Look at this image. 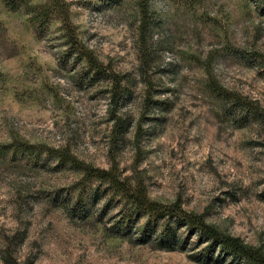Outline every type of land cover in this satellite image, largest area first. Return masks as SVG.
<instances>
[{
    "label": "rangeland",
    "instance_id": "374dc122",
    "mask_svg": "<svg viewBox=\"0 0 264 264\" xmlns=\"http://www.w3.org/2000/svg\"><path fill=\"white\" fill-rule=\"evenodd\" d=\"M67 2L106 73L59 20L40 29L0 0V264H201L196 236L187 251L135 242L118 224L126 202L62 149L264 253V0ZM208 73L261 108L246 117Z\"/></svg>",
    "mask_w": 264,
    "mask_h": 264
},
{
    "label": "trees",
    "instance_id": "16d2710c",
    "mask_svg": "<svg viewBox=\"0 0 264 264\" xmlns=\"http://www.w3.org/2000/svg\"><path fill=\"white\" fill-rule=\"evenodd\" d=\"M7 8L13 11L22 10L30 16V22L42 28L52 20L62 24L67 44L80 58L85 59L89 69L96 73H106L107 68L98 60L94 52L86 47L78 38L76 28L71 21L70 5L67 0H4ZM114 77L115 93L119 96L121 78L111 72ZM208 89L218 97L248 114L259 110L260 104L238 93L229 91L220 85L218 80L208 73ZM116 124L118 135L126 131ZM23 145H26L25 143ZM26 147V146H25ZM61 163H69L84 173V179L106 183L116 195L126 202V209L121 214L119 226L126 232L136 229L135 242L152 243L155 248L163 251H187L190 236H196L194 243V261L201 264H264V253L261 248L247 245L240 237L220 231L207 223L203 214L188 212L181 203L165 204L150 199L145 184L133 182L130 178H122L116 166L110 169L95 168L79 160L69 150L57 151ZM146 217L143 226H137L140 218ZM183 232H187L184 236ZM203 248L200 249V247ZM229 261V263H228Z\"/></svg>",
    "mask_w": 264,
    "mask_h": 264
}]
</instances>
